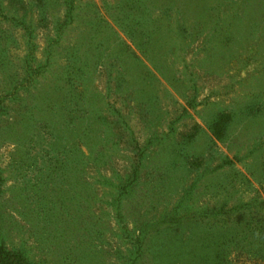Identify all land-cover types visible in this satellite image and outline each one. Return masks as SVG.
I'll return each mask as SVG.
<instances>
[{
	"label": "rangeland",
	"instance_id": "1",
	"mask_svg": "<svg viewBox=\"0 0 264 264\" xmlns=\"http://www.w3.org/2000/svg\"><path fill=\"white\" fill-rule=\"evenodd\" d=\"M138 1L0 0V245L30 264H246L264 0Z\"/></svg>",
	"mask_w": 264,
	"mask_h": 264
},
{
	"label": "trees",
	"instance_id": "2",
	"mask_svg": "<svg viewBox=\"0 0 264 264\" xmlns=\"http://www.w3.org/2000/svg\"><path fill=\"white\" fill-rule=\"evenodd\" d=\"M146 2L147 1L145 0L138 1V3H140L143 6L146 4ZM202 3L204 4V2ZM208 22L209 21L204 22V18L202 17L201 20L200 19L197 20V24L195 25V27L197 28L198 31H200L201 29L204 30L205 25ZM191 24L188 25L187 27L192 26ZM175 26L179 31H181L182 34L188 31L186 27H183V29L181 30L179 27V23H176ZM131 28H132V25L129 27V35L135 37V40L137 42L136 48H138L139 52L142 55L146 56L149 62H151L149 57H147L146 55L148 51L145 50V47H148L150 45L152 46L156 42V39H157L156 31H152L150 29V30H141L140 32L137 33V31ZM192 30H193V36L195 37V40H198L200 36V32L194 31L193 27H192ZM221 42L222 43L220 44L223 45L225 41L222 40ZM151 64H152V68L156 70L157 72H159L158 67L152 62ZM197 66H198L197 67L198 70L204 71V73L208 75V73L205 72V68L199 65ZM161 76L162 78H164L166 82H168L169 85H173V83L176 82L175 77L167 78L163 74H161ZM191 77H193V75H191ZM188 84L192 88L195 86V82L193 81V79L188 80ZM193 91L195 92L196 90L193 88ZM210 130L212 131L213 136L216 137V139L219 142H222V144L224 145L225 141L222 135V130H224L223 123L221 121H218V122L214 121V123H212V125L210 126ZM235 158H238V157H235ZM225 163L230 164L231 162L229 161ZM263 211H264V202L259 201L257 196L254 197L252 200H250L249 203L243 204V205L240 204L238 206H233L229 210V214L238 213V212H246L247 215L249 216L243 227V233L245 235L244 238H248V237L250 238V243L248 244V247H243L238 250L239 255L245 258L246 264H264V249L257 248V246L259 245L253 242V240L255 241L259 237L262 239L264 238V213ZM177 212H178V209L174 211V213H177ZM169 220H170L169 223L171 225L177 224L179 222L178 214L172 215L169 218ZM215 256H216L215 257L216 259H219L220 257L218 252H216ZM0 264H30V263L22 255L18 253L9 252L5 249L4 246L0 245Z\"/></svg>",
	"mask_w": 264,
	"mask_h": 264
}]
</instances>
